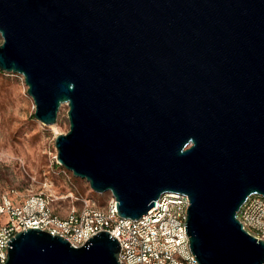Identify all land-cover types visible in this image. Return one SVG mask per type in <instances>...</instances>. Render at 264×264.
Returning a JSON list of instances; mask_svg holds the SVG:
<instances>
[{
  "label": "water",
  "instance_id": "obj_1",
  "mask_svg": "<svg viewBox=\"0 0 264 264\" xmlns=\"http://www.w3.org/2000/svg\"><path fill=\"white\" fill-rule=\"evenodd\" d=\"M0 36L35 120L68 107L57 163L119 217L184 194L198 264H264L237 219L264 197V0H0ZM119 249L107 232L74 248L34 228L4 264H119Z\"/></svg>",
  "mask_w": 264,
  "mask_h": 264
},
{
  "label": "built area",
  "instance_id": "obj_2",
  "mask_svg": "<svg viewBox=\"0 0 264 264\" xmlns=\"http://www.w3.org/2000/svg\"><path fill=\"white\" fill-rule=\"evenodd\" d=\"M113 197L106 209L85 203L67 216H57L41 195L23 203L3 197L0 203V264L7 260V243L17 233L38 228L63 237L79 248L99 232H107L119 243V264H198L185 233L188 197L163 194L146 215L136 221L119 217ZM243 230L264 241V197L250 196L237 213Z\"/></svg>",
  "mask_w": 264,
  "mask_h": 264
},
{
  "label": "rangeland",
  "instance_id": "obj_3",
  "mask_svg": "<svg viewBox=\"0 0 264 264\" xmlns=\"http://www.w3.org/2000/svg\"><path fill=\"white\" fill-rule=\"evenodd\" d=\"M26 89L21 75L0 71V203L3 197L23 203L41 195L59 217L85 203L106 209L109 192L94 193L56 161L54 140L69 129L67 105L60 107L55 125L45 126L33 117Z\"/></svg>",
  "mask_w": 264,
  "mask_h": 264
}]
</instances>
